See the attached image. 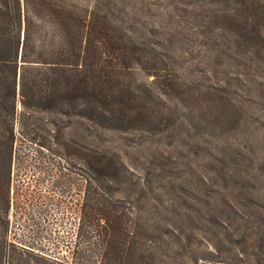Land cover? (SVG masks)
I'll use <instances>...</instances> for the list:
<instances>
[{"label":"rangeland","instance_id":"374dc122","mask_svg":"<svg viewBox=\"0 0 264 264\" xmlns=\"http://www.w3.org/2000/svg\"><path fill=\"white\" fill-rule=\"evenodd\" d=\"M86 1L161 53L180 84L157 103L172 119L148 130L94 127L72 116L59 119V138L40 130L46 146L19 139L10 238L34 249L37 264L42 252L71 260L95 179L85 158L98 148L118 156L127 183L179 197L197 230L193 248L215 258L199 264L264 263V0ZM133 77L153 76L137 68ZM66 140L70 148L53 151Z\"/></svg>","mask_w":264,"mask_h":264},{"label":"trees","instance_id":"16d2710c","mask_svg":"<svg viewBox=\"0 0 264 264\" xmlns=\"http://www.w3.org/2000/svg\"><path fill=\"white\" fill-rule=\"evenodd\" d=\"M162 59L143 35L112 21L99 2L0 0V264H37L34 249L9 236L17 141L46 146L43 128L49 127L52 139L59 138V119L72 116L102 128L166 127L171 113H159L157 103L180 84ZM137 68L153 76L151 82L133 79ZM70 142L52 149L61 152ZM85 159L95 179L81 206L71 260L42 252L41 264H199L215 259L193 248L191 235L197 230L178 196L127 183L118 156L102 149H91Z\"/></svg>","mask_w":264,"mask_h":264}]
</instances>
